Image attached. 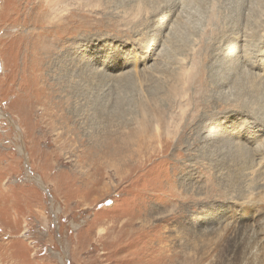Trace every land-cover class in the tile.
<instances>
[{"label":"rangeland","instance_id":"374dc122","mask_svg":"<svg viewBox=\"0 0 264 264\" xmlns=\"http://www.w3.org/2000/svg\"><path fill=\"white\" fill-rule=\"evenodd\" d=\"M159 1L0 0V264H264V0Z\"/></svg>","mask_w":264,"mask_h":264},{"label":"bare ground","instance_id":"6f19581e","mask_svg":"<svg viewBox=\"0 0 264 264\" xmlns=\"http://www.w3.org/2000/svg\"><path fill=\"white\" fill-rule=\"evenodd\" d=\"M84 1H86V0H84ZM209 1V0H208ZM162 2H163V4L161 5V2L159 1V3H157V7H154L155 9L157 8V10H155L154 12L156 13V12H159V13H161L165 8H167V4L169 5L170 4V14L171 15H169L168 17H167V15H166V22H168L169 20H171V18H173V17H175L176 19H178V18H180L181 17V14L180 13H177V10L181 7H183V3H184V0H162ZM165 2V3H164ZM171 2V3H170ZM67 3V2H66ZM82 3V2H81ZM212 4V3H211ZM53 5V4H52ZM243 6V5H242ZM241 6V7H242ZM241 7H240V9H241ZM169 8V7H168ZM213 8H215V6L213 7ZM242 8H244V7H242ZM212 9V8H211ZM216 9V8H215ZM162 10V11H161ZM171 10H173V12L171 11ZM242 10V9H241ZM241 10H239L240 12H241ZM167 13V12H166ZM165 13V14H166ZM214 13V12H213ZM215 13H216V11H215ZM163 14V13H162ZM225 14V13H224ZM211 16H212V14H211ZM239 17V16H238ZM57 24V23H56ZM183 25V24H182ZM166 26H167V23H166ZM166 26H165V28H166ZM85 27V26H84ZM86 28H88V27H86ZM240 28V27H239ZM82 29V28H81ZM82 30H84V29H82ZM228 31V30H227ZM212 32V31H211ZM242 32V31H241ZM241 32H239V33H241ZM221 33V32H220ZM223 33V32H222ZM228 33V32H227ZM224 34V33H223ZM238 33H236V35H237ZM243 34V33H242ZM239 35V34H238ZM245 35V34H244ZM244 35H241L240 34V36H244ZM174 36V35H173ZM224 36V35H223ZM158 37H159V33H158V36H156L155 37V40H154V44H156L157 42H158ZM220 37V36H219ZM222 37V36H221ZM241 38V37H240ZM241 40L243 41V43L245 42V41H248L249 42V40H246L245 38H241ZM179 42V41H178ZM153 43V42H152ZM172 43V45H174L173 44V42H171ZM215 43V42H214ZM224 43V42H223ZM222 43V44H223ZM251 42H249V44H250ZM178 44H180V43H178ZM197 44H199V43H197ZM207 44V43H206ZM211 44V43H210ZM221 44V45H222ZM236 44V43H235ZM247 45V43L245 42L244 44H241V45ZM252 44V43H251ZM250 44V45H251ZM152 45V44H151ZM177 45V44H176ZM181 45H184L183 44V42H182V44ZM225 45V44H224ZM227 45H229V44H227ZM231 45V44H230ZM239 45V44H238ZM232 50V49H231ZM231 50H229V51H231ZM150 52V51H149ZM262 52L261 51H259V50H255V51H252L251 53H250V56H248V54H247V51H246V48H243V49H241V51H240V53L238 54L237 53V55H236V57L232 60V61H230L232 64H235V66L236 67H241V66H244V65H248V64H250V62L252 63V64H250V65H259L260 67H262L263 66V64H260V63H257V64H254L253 62H252V59L256 56H258L259 54H261ZM226 54H227V51H226ZM230 54V53H229ZM231 55V54H230ZM263 55H264V53H263ZM263 58H261V60H262ZM259 60H260V57H259ZM228 64L229 63H227V66H228ZM239 67V68H240ZM173 76V75H172ZM174 77V76H173ZM172 77V78H173ZM185 77L186 76H183V78L185 79ZM188 77V76H187ZM176 78H179V77H176ZM171 79V78H170ZM183 79V80H184ZM189 79L190 78H187V80H188V82H189ZM181 80H182V78H181ZM180 80V81H181ZM186 80V81H187ZM175 81H176V79H175ZM195 81V80H194ZM177 82V81H176ZM188 82H187V84L186 85H188ZM191 82V81H190ZM223 82H225L224 80H223ZM169 83V82H168ZM175 83V82H174ZM180 83V82H179ZM182 83V82H181ZM184 83V82H183ZM195 83V82H194ZM169 85V84H168ZM184 86V85H183ZM182 86V87H183ZM185 87V86H184ZM183 87V88H184ZM170 89H172L171 87H169ZM168 89V88H167ZM170 89H169V91H170ZM181 89V88H180ZM173 90V89H172ZM171 90V91H172ZM176 91V90H175ZM175 91H173V92H175ZM172 93V92H171ZM180 93V92H179ZM168 94V93H167ZM178 94V93H177ZM182 93H180L179 95H181ZM172 95H173V93H172ZM175 95H176V93H175ZM183 95V94H182ZM181 95V96H182ZM175 97V96H174ZM172 98V97H171ZM172 100L173 99H171L170 101L172 102ZM169 102V101H168ZM173 103V102H172ZM169 104V103H168ZM169 107H170V105H169ZM168 110V109H167ZM146 111V110H145ZM158 112V111H157ZM159 113V112H158ZM158 116H160V115H158ZM157 116V117H158ZM161 118V117H160ZM164 118V117H163ZM162 118V119H163ZM163 123V122H162ZM151 124V123H150ZM149 124V125H150ZM164 125V124H163ZM143 126V125H142ZM171 128V127H170ZM169 129V128H168ZM260 130H262L263 132H261L260 134L258 133V131H255V132H253V133H250V134H247V135H245L244 137H243V141L240 143V146L241 145H243V146H241L242 148H244V149H247V150H249V151H251L252 153H253V155L256 157V159H257V161H258V165H259V168H258V170L260 171L261 170V172L262 173H264V138H262V136H264V126L261 128V129H259V131ZM147 133V132H146ZM145 133V134H146ZM238 137L237 138H240V134L239 135H237ZM264 184V183H263ZM263 195H264V193H263ZM262 199V198H261ZM122 261V260H121Z\"/></svg>","mask_w":264,"mask_h":264}]
</instances>
